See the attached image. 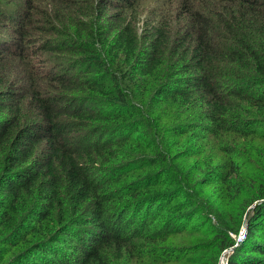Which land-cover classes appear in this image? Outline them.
<instances>
[{
	"label": "trees",
	"instance_id": "16d2710c",
	"mask_svg": "<svg viewBox=\"0 0 264 264\" xmlns=\"http://www.w3.org/2000/svg\"><path fill=\"white\" fill-rule=\"evenodd\" d=\"M144 1L0 0V264H264V0Z\"/></svg>",
	"mask_w": 264,
	"mask_h": 264
},
{
	"label": "rangeland",
	"instance_id": "374dc122",
	"mask_svg": "<svg viewBox=\"0 0 264 264\" xmlns=\"http://www.w3.org/2000/svg\"><path fill=\"white\" fill-rule=\"evenodd\" d=\"M165 1L168 2L169 0H165ZM143 3H144V5L140 8V12H139L140 13V20H139V24H138L139 35L141 37L143 35V23L145 21L147 23H151L155 19V17H156L155 14L149 13V10L156 5V0H146ZM172 14H173V12H172ZM172 14H171V16H172ZM87 19L89 21H91V22H94V18L93 17H88ZM2 32L3 33H7L8 31L5 30V31H2ZM142 39H144V38L142 37ZM142 45H143V48L146 49V47H147L146 40H145V42ZM54 56H56V58L53 60V56L52 55H50V54H43L42 57H40L39 59H37V61L35 62V64L37 65V67L39 69H41L43 72H45V71H48L50 68L57 67V64H63L64 63V57L65 56H62L61 54H57V55L55 54ZM69 58L70 57L67 56V58H65V59H69ZM107 61H108L109 66L115 69V63H113L110 59H107ZM62 66L64 67V65H62ZM124 73H125V71H124ZM195 161L196 160H192L190 162H185V165L186 166H183V167H185L186 169H190L194 165L193 163ZM204 161L205 160H203L202 162H204ZM204 163H206V162H204ZM196 172H197V170L196 169H193L191 171V176L190 177L194 176L196 174ZM197 177H196L195 183H194V184H197L196 193L199 194V200L201 202L204 199L203 206L205 207L206 212L208 213L207 217L211 219V224L218 226V222H217L218 217H217V215L215 213H211V211H212L211 208H210V210H208V209H209V207L213 203H214L215 206H220L222 204V200L220 198L221 195H220L218 189L215 186H204V185H200V180H199L200 177H199V175ZM204 215H205V213H203V214L200 213L199 216H198V218H201L200 220L202 221V218L204 217ZM245 229H247V234H248L247 224L246 223H243V225L240 228V230L242 231V230H245ZM239 234H240L239 232H237V233H233V232L230 233L231 237L235 241L238 240ZM200 241H201V239L198 236H195L193 238L184 237V238H178V239L174 240L172 244L174 246H176V247L177 246L178 247H184V246L193 245V244L198 243ZM229 257H230L229 254H226L224 256L223 253H222L221 254V257H220V260H219V264L222 263L221 262V259H223V258L225 259V262L226 261L228 262Z\"/></svg>",
	"mask_w": 264,
	"mask_h": 264
},
{
	"label": "built area",
	"instance_id": "2783aa9c",
	"mask_svg": "<svg viewBox=\"0 0 264 264\" xmlns=\"http://www.w3.org/2000/svg\"><path fill=\"white\" fill-rule=\"evenodd\" d=\"M239 237H238V240H236L235 241V247H237L238 245H240L242 242H244V240L246 239V237H247V229H245V230H240L239 231ZM233 250H234V248H230V249H227V250H225L224 252H223V255L225 256L226 254H229V256H230V254L233 252ZM221 264H228V262H229V259H228V262L226 261L225 262V259L223 258V259H221Z\"/></svg>",
	"mask_w": 264,
	"mask_h": 264
}]
</instances>
